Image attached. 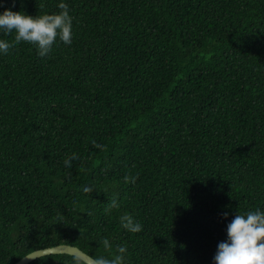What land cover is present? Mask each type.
Returning <instances> with one entry per match:
<instances>
[{"label": "trees", "instance_id": "obj_1", "mask_svg": "<svg viewBox=\"0 0 264 264\" xmlns=\"http://www.w3.org/2000/svg\"><path fill=\"white\" fill-rule=\"evenodd\" d=\"M61 2L70 45L41 57L0 30L14 44L0 52V264L57 244L215 264L235 215L264 212V0H0V13Z\"/></svg>", "mask_w": 264, "mask_h": 264}, {"label": "clouds", "instance_id": "obj_2", "mask_svg": "<svg viewBox=\"0 0 264 264\" xmlns=\"http://www.w3.org/2000/svg\"><path fill=\"white\" fill-rule=\"evenodd\" d=\"M58 7L61 9L59 13H45L35 17L23 11L6 8L0 13V30H3L5 34L15 33L14 44H20L23 41L36 45L38 54L43 57L51 51L57 38L64 44L72 43V17L69 15L68 5L61 2ZM14 44L0 40V52L7 54ZM93 144L97 148H102L95 141ZM71 159H78V157L73 154L71 158L65 159L66 166L71 167ZM136 179L137 177L131 175L124 177L126 183H135ZM93 190L92 186L83 189L85 193H92ZM119 207L116 197H111L105 212L110 213ZM227 215L228 213H224L225 217ZM120 223L124 229L132 233L142 230V225L131 215L121 216ZM102 245L105 250L111 249L107 238L102 240ZM126 251V247L117 246L116 252L119 254L114 258L94 257L92 264H124L123 254ZM73 260L74 264H84L79 255L73 256ZM214 260L215 264H264V212L259 209L248 211L246 214L238 212L228 224L227 240L218 244Z\"/></svg>", "mask_w": 264, "mask_h": 264}, {"label": "water", "instance_id": "obj_3", "mask_svg": "<svg viewBox=\"0 0 264 264\" xmlns=\"http://www.w3.org/2000/svg\"><path fill=\"white\" fill-rule=\"evenodd\" d=\"M49 254H70V255H79L82 257L83 261L86 264H92V257L88 255L87 253L83 252L81 249L74 245L70 244H57L51 247H45L42 249L34 250L26 255H24L22 258H20L18 261H16L14 264H28L31 261Z\"/></svg>", "mask_w": 264, "mask_h": 264}]
</instances>
